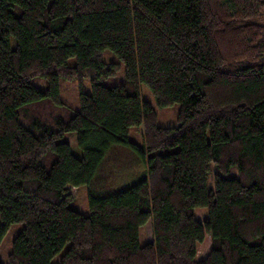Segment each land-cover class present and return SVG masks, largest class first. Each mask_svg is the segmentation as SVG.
<instances>
[{"label":"trees","instance_id":"1","mask_svg":"<svg viewBox=\"0 0 264 264\" xmlns=\"http://www.w3.org/2000/svg\"><path fill=\"white\" fill-rule=\"evenodd\" d=\"M62 80L90 83L76 111ZM140 84L179 104L176 126H158ZM113 145L145 177L82 215L69 189ZM16 224L0 264H264V0H0V245Z\"/></svg>","mask_w":264,"mask_h":264},{"label":"rangeland","instance_id":"2","mask_svg":"<svg viewBox=\"0 0 264 264\" xmlns=\"http://www.w3.org/2000/svg\"><path fill=\"white\" fill-rule=\"evenodd\" d=\"M103 61L107 64L115 63L120 65V70L115 77L105 82L106 86L119 84L124 79L125 71L117 57L105 50L103 52ZM69 64H73L70 60ZM32 84L38 88L45 89L46 83L41 79L32 80ZM80 91L90 94L91 88L88 80L79 83L77 80L60 81V99L70 106L74 111L78 110V97ZM141 98L154 107L157 114V124L159 127H173L177 124V116L180 110L179 104L171 107L159 108L150 91L142 84L139 85ZM129 140L136 148H141L140 135L136 129L130 130ZM60 142H66L70 146L71 152L77 156H82V151L77 145V137L75 133L66 134ZM146 174L145 164L141 157L131 148L122 145H113L107 152L102 161L98 172L96 173L90 185H84L76 189H69L68 194L73 197L70 207L82 215H88V196L103 197L124 191L144 179ZM213 186L212 180L209 178L208 187ZM22 224H16L10 227L4 236L0 245V261L6 263V255L11 250V243L22 228ZM150 223L144 225L139 231V244L145 245L151 241ZM61 256V253L52 259L55 264Z\"/></svg>","mask_w":264,"mask_h":264}]
</instances>
